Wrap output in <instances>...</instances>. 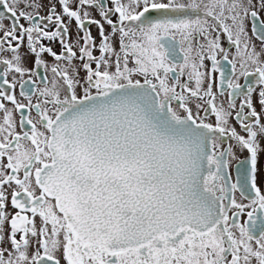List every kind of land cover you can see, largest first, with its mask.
<instances>
[{"label":"snow or ice","instance_id":"6c2138e0","mask_svg":"<svg viewBox=\"0 0 264 264\" xmlns=\"http://www.w3.org/2000/svg\"><path fill=\"white\" fill-rule=\"evenodd\" d=\"M42 7L0 0V264H264V0Z\"/></svg>","mask_w":264,"mask_h":264},{"label":"flooded vegetation","instance_id":"af4514ba","mask_svg":"<svg viewBox=\"0 0 264 264\" xmlns=\"http://www.w3.org/2000/svg\"><path fill=\"white\" fill-rule=\"evenodd\" d=\"M35 2H37V3H41V4L44 5V7H42V8L40 9V13H39V14H40V15H47V13H48V7L50 6L51 3H55L56 0H35ZM56 6H57V11L59 12V10H60V6H59V4H57ZM0 11H3V9H0ZM33 11H34V10H33ZM261 17L264 18V13H261ZM97 18H98V17H97ZM2 22H3V24L5 25L6 29L10 27V25H11V21H10V19L8 18V14H6V16H5V18H3ZM20 23H21V24H25V26H28L27 23H26L24 20H21ZM105 28H106V30H108V26H107V25H105ZM92 31H93V34L96 35V29H95V27H93ZM70 32H72V33H75V32H76V26H75L74 23L71 24ZM2 36H3V33L0 32V38H2ZM249 36H252V33H251V31H250V25H249ZM73 39H75V36H73ZM253 42L256 44V48H257V50H259L260 47H261L260 42L257 41V40H255V37H253ZM45 43H47V41H45ZM225 46L228 47L227 44H225ZM53 47H54V49H55L57 52L60 51V46H59L58 43H57V44H54ZM25 53H26V49L22 47V48H21V55H25ZM233 53H234V49H233ZM5 55H8V54L5 53ZM45 58L48 59V60H51L50 57H45ZM230 58H231V56H230ZM26 67H28V68H32V67H33V62H32V59H31V58L27 60V62H26ZM2 68H3V66L0 65V70H2ZM217 77H218V74H217ZM25 79H27V77H25ZM241 83H244V81L241 80ZM18 92H19V85H17V89H16V94H17V95H18ZM237 103L239 104V100H237ZM9 107H11V105H9ZM257 110L259 111V106H258V105H257ZM233 123L235 124V121H233ZM17 130L19 131V129H17ZM237 131H238V132L241 131L240 128H239L238 126H237ZM238 154H239V153H238ZM260 160H261L262 163H264V153L261 154V156H260Z\"/></svg>","mask_w":264,"mask_h":264}]
</instances>
